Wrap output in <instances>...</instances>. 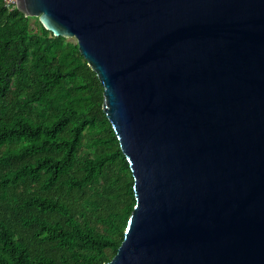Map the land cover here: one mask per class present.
I'll return each instance as SVG.
<instances>
[{"label": "water", "instance_id": "water-1", "mask_svg": "<svg viewBox=\"0 0 264 264\" xmlns=\"http://www.w3.org/2000/svg\"><path fill=\"white\" fill-rule=\"evenodd\" d=\"M77 39L136 204L105 264H264V0H17Z\"/></svg>", "mask_w": 264, "mask_h": 264}, {"label": "trees", "instance_id": "trees-1", "mask_svg": "<svg viewBox=\"0 0 264 264\" xmlns=\"http://www.w3.org/2000/svg\"><path fill=\"white\" fill-rule=\"evenodd\" d=\"M103 101L76 41L0 0V264L117 253L136 198Z\"/></svg>", "mask_w": 264, "mask_h": 264}, {"label": "built area", "instance_id": "built-area-1", "mask_svg": "<svg viewBox=\"0 0 264 264\" xmlns=\"http://www.w3.org/2000/svg\"><path fill=\"white\" fill-rule=\"evenodd\" d=\"M9 10L17 8V0H3Z\"/></svg>", "mask_w": 264, "mask_h": 264}, {"label": "rangeland", "instance_id": "rangeland-1", "mask_svg": "<svg viewBox=\"0 0 264 264\" xmlns=\"http://www.w3.org/2000/svg\"><path fill=\"white\" fill-rule=\"evenodd\" d=\"M31 25H32V27H35V21L34 20H31ZM70 39L77 42V39L74 37H71Z\"/></svg>", "mask_w": 264, "mask_h": 264}]
</instances>
